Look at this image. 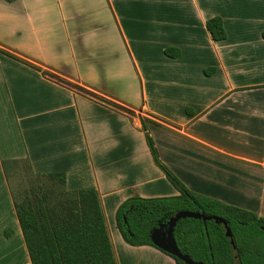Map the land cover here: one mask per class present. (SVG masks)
Here are the masks:
<instances>
[{"label": "crops", "instance_id": "obj_1", "mask_svg": "<svg viewBox=\"0 0 264 264\" xmlns=\"http://www.w3.org/2000/svg\"><path fill=\"white\" fill-rule=\"evenodd\" d=\"M0 48V264H32L9 160L93 189L116 264H176L116 224L179 194L146 134L187 190L264 218V0H0Z\"/></svg>", "mask_w": 264, "mask_h": 264}, {"label": "trees", "instance_id": "obj_2", "mask_svg": "<svg viewBox=\"0 0 264 264\" xmlns=\"http://www.w3.org/2000/svg\"><path fill=\"white\" fill-rule=\"evenodd\" d=\"M206 27L214 40L225 38L221 18L208 19ZM0 53L21 60L1 48ZM146 121L141 117L143 129ZM146 139L155 163L163 169L179 194L130 197L121 203L116 212V224L124 240L131 245L155 246L150 237L152 230L166 224L176 212H203L227 221L235 247L231 246L221 224L186 217L174 226V238L180 252L202 264H264V218L187 190L160 162L148 134ZM3 169L32 264H116L93 189L67 190L64 173L34 174L27 162L20 165L19 161H3ZM20 169L24 170L26 183L12 187L10 173ZM18 175L21 177L22 174ZM169 255L176 264H187Z\"/></svg>", "mask_w": 264, "mask_h": 264}, {"label": "water", "instance_id": "obj_3", "mask_svg": "<svg viewBox=\"0 0 264 264\" xmlns=\"http://www.w3.org/2000/svg\"><path fill=\"white\" fill-rule=\"evenodd\" d=\"M186 217L202 219L204 222L207 220H212L218 224H221L224 228L225 236L229 238L231 246L233 248L235 247L231 229L225 219L215 215H207L203 212L188 210H181L176 212L173 216L170 217L166 224L162 223L159 225V227L154 228L150 235L153 244L161 250L179 258L187 264H202L201 262L192 260L187 254L180 252L177 247L174 238V226L179 219ZM262 229L264 230V227H262Z\"/></svg>", "mask_w": 264, "mask_h": 264}, {"label": "rangeland", "instance_id": "obj_4", "mask_svg": "<svg viewBox=\"0 0 264 264\" xmlns=\"http://www.w3.org/2000/svg\"><path fill=\"white\" fill-rule=\"evenodd\" d=\"M22 165V164H21ZM18 174H22L21 177ZM24 170L20 169L17 173L14 171H11L10 173V185L12 187H17L18 184L25 182L26 183V178L23 177Z\"/></svg>", "mask_w": 264, "mask_h": 264}]
</instances>
